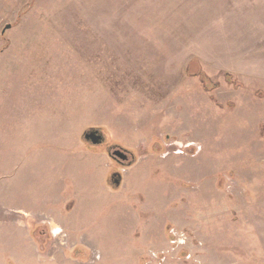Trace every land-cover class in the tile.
Returning a JSON list of instances; mask_svg holds the SVG:
<instances>
[{
	"label": "rangeland",
	"instance_id": "1",
	"mask_svg": "<svg viewBox=\"0 0 264 264\" xmlns=\"http://www.w3.org/2000/svg\"><path fill=\"white\" fill-rule=\"evenodd\" d=\"M0 264H264V0H0Z\"/></svg>",
	"mask_w": 264,
	"mask_h": 264
},
{
	"label": "water",
	"instance_id": "2",
	"mask_svg": "<svg viewBox=\"0 0 264 264\" xmlns=\"http://www.w3.org/2000/svg\"><path fill=\"white\" fill-rule=\"evenodd\" d=\"M10 26L11 25L9 24V25H7L6 28H9ZM97 132H98V130L86 132L85 137L90 138L93 143H99L100 139L102 138V135H97ZM112 156L114 158H119V159H126L128 157V155L125 152H123L121 149L113 152ZM117 182H119V180H117Z\"/></svg>",
	"mask_w": 264,
	"mask_h": 264
},
{
	"label": "trees",
	"instance_id": "3",
	"mask_svg": "<svg viewBox=\"0 0 264 264\" xmlns=\"http://www.w3.org/2000/svg\"><path fill=\"white\" fill-rule=\"evenodd\" d=\"M198 75L200 76V80L202 82V85L206 89L211 90V89H214L216 87V84L204 72H202V70H201L200 74H198ZM228 77H229L230 82H234V79L231 76L228 75Z\"/></svg>",
	"mask_w": 264,
	"mask_h": 264
},
{
	"label": "flooded vegetation",
	"instance_id": "4",
	"mask_svg": "<svg viewBox=\"0 0 264 264\" xmlns=\"http://www.w3.org/2000/svg\"><path fill=\"white\" fill-rule=\"evenodd\" d=\"M90 131H94V130H90ZM97 135H102L100 130H98ZM95 136H96V135H95ZM87 139H88L89 141L91 140L90 138H87ZM103 139H104V138H103V135H102V138L100 139V142H99V143H102V142H103ZM122 151H124V152L127 153V154L129 153L128 151H125V150H122ZM115 159H116V161H119V162H121V163L124 162V160H125V159H119V158H115Z\"/></svg>",
	"mask_w": 264,
	"mask_h": 264
},
{
	"label": "crops",
	"instance_id": "5",
	"mask_svg": "<svg viewBox=\"0 0 264 264\" xmlns=\"http://www.w3.org/2000/svg\"><path fill=\"white\" fill-rule=\"evenodd\" d=\"M104 182V181H103ZM77 189V188H76Z\"/></svg>",
	"mask_w": 264,
	"mask_h": 264
}]
</instances>
